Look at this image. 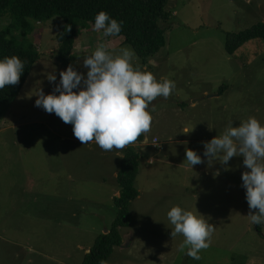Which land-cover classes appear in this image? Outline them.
<instances>
[{
    "label": "rangeland",
    "instance_id": "rangeland-1",
    "mask_svg": "<svg viewBox=\"0 0 264 264\" xmlns=\"http://www.w3.org/2000/svg\"><path fill=\"white\" fill-rule=\"evenodd\" d=\"M168 8L173 16L161 24L165 47L152 59L154 64L145 65L135 53L133 66L176 84L167 99L157 97L152 106L150 136L159 135L163 148L171 136L184 138L185 143L176 145L177 154L201 148L198 154L204 163L192 170L185 156L180 169L158 162L149 168L142 164L136 181L142 198L134 201L133 227L124 236V243L130 236L129 245L116 249L106 264H264V224L253 225L247 218L250 209L241 177L248 169L243 157L222 166L218 160L208 164L203 156V142L221 134L229 123L235 127L255 117L264 124V40H252L234 55L226 51L228 34L264 23V0H170ZM10 22V13L0 14V30ZM63 26L64 21L55 17L32 21L26 36L14 33L16 40L34 45L40 60L17 100L0 107V264H59L67 256L71 264H81L87 252L78 250V243L93 246L102 234L86 230L100 228L101 219L113 222L117 216L111 218L110 204L94 202L108 193L103 195L96 181L98 146L90 144L91 153L85 149L72 153L73 125L35 106L40 90L51 94L59 73L67 69L57 61V35ZM76 30L70 65L85 75L84 59L101 44L114 56L121 48L133 49L123 37L94 31L89 22L81 21ZM52 75L57 77L55 83L49 81ZM196 100L200 101L194 104ZM185 127L189 134L183 133ZM161 153L154 158L163 160ZM72 156L75 165L69 167ZM90 160L91 169L85 165ZM66 172L77 173L80 179L90 176V181L67 185ZM62 184L67 185V193H83L93 200L84 211L78 209L81 213L70 232L56 228L61 218L70 221L66 216L70 207L64 205L61 212L59 201L52 197ZM175 205L197 209L215 226L211 244L201 250L199 260L187 256V248L180 251L182 235L171 236L174 226L167 212ZM251 211L255 214L258 209ZM30 246L32 254L27 250Z\"/></svg>",
    "mask_w": 264,
    "mask_h": 264
},
{
    "label": "clouds",
    "instance_id": "clouds-1",
    "mask_svg": "<svg viewBox=\"0 0 264 264\" xmlns=\"http://www.w3.org/2000/svg\"><path fill=\"white\" fill-rule=\"evenodd\" d=\"M122 23L100 11L95 16L93 29L102 30L105 37L117 36L122 31ZM134 58L135 51L131 48H121L114 56L101 44L83 61L86 75L69 65L59 73V83L51 94L45 95L40 90L35 106L73 125L74 136L83 145L94 141L104 151L122 150L151 130L152 102L157 97L167 99L176 88L172 80H157L152 72L134 68ZM24 72L25 62L18 56L0 59V90L18 85ZM56 79L52 75L49 81L55 83ZM184 131L189 133L187 129ZM203 148L208 164L218 160L227 166L232 158L243 157V165L248 169L241 177L250 209L247 218L253 225L264 224V124L255 117L235 127L229 123L221 134L203 142ZM185 160L192 170L204 163L201 155L190 149H186ZM257 209L253 214L251 210ZM167 218L174 226L172 238L184 237L180 251L187 248V256L201 259L200 252L210 246L215 226L197 209L193 212L180 205L171 207Z\"/></svg>",
    "mask_w": 264,
    "mask_h": 264
},
{
    "label": "trees",
    "instance_id": "trees-1",
    "mask_svg": "<svg viewBox=\"0 0 264 264\" xmlns=\"http://www.w3.org/2000/svg\"><path fill=\"white\" fill-rule=\"evenodd\" d=\"M169 2L170 0H0V14L11 15L10 24L0 30V59L15 55L25 62V72L19 84L0 90V107L17 100L35 64L40 60V54L34 45L27 40L18 41L14 35L15 32L28 35L32 21L42 22L55 17L64 21V26L57 35V61L61 67L68 68L78 36L76 26L81 21L94 25L95 16L100 11L107 12L112 18L123 22L122 31L117 36L123 37L124 43L130 45L142 62L148 65L166 45V31L161 24L168 22L173 16L168 8ZM256 39L264 40L263 22L239 33L228 34L226 51L234 55L241 46ZM0 116L3 117L2 113ZM144 139L145 136L142 135L137 142L126 148L116 179L121 192L120 197L114 199L116 219L107 233L96 238L82 264H100L101 261L107 263L114 251L125 244V231L131 228L132 223L130 207L140 196L136 187L140 155L133 144L141 143Z\"/></svg>",
    "mask_w": 264,
    "mask_h": 264
},
{
    "label": "crops",
    "instance_id": "crops-1",
    "mask_svg": "<svg viewBox=\"0 0 264 264\" xmlns=\"http://www.w3.org/2000/svg\"><path fill=\"white\" fill-rule=\"evenodd\" d=\"M152 64H154L153 60L150 61ZM220 95L218 96H214L215 98H218ZM163 99V97H162ZM200 101V100H199ZM198 100H196L194 102V104H196L197 102H199ZM156 100L152 102V105H150V107L154 106L156 104ZM181 105V104H180ZM181 109V108H180ZM179 109V110H180ZM187 129L188 132L190 133V130L188 127H185L183 129V133L187 134L184 130ZM188 133V134H189ZM145 139L143 142L141 143H135L133 144V147L136 148V150L138 151L139 155H140V165H139V171H142V164H145L146 168H149L150 166H154L155 162H158L159 164L164 163L165 165H171L174 168L180 169L184 167V157L186 156V153H178L175 151L176 150V145L177 144H182L185 143L186 140L179 139V138H174L173 136L168 138V145L165 146V148H161V150H158V148L155 147L154 144V140L158 139L160 144H161V138L159 137V135H152L150 136L149 132L144 134ZM70 140L72 141V147H71V151L72 153H79L80 150L85 149V153H91V147L90 144H94L96 145V143L90 142L87 144H82L78 138H76L75 136H71ZM200 140H203V138H200ZM192 141V140H191ZM167 144V143H166ZM98 146V145H97ZM127 146L122 149V150H116L113 149L112 151H104L102 150L99 146H98V150H97V158H99V163L95 164V175L97 174V172L99 173L98 179L96 181H98V185H100V187L103 190V195L107 193L106 196H103L101 200L97 201L94 200V202H97L100 206H104L106 203L110 204V209H111V218L115 217V205H114V199L115 198H119L121 195L120 189L117 187L116 184V179L118 178V174H119V169L122 163L123 158L125 157V151H126ZM159 152L163 155V160H157L154 158V155H158ZM201 152L202 154V149L199 148L197 151ZM180 155L177 156V155ZM74 157L72 156L70 163H69V167L74 164ZM89 169L92 168V164H91V160H90V165L85 164ZM99 166V167H97ZM148 172V171H147ZM86 179V180H85ZM78 181V185H82L83 183H88V181H90V176L83 178L77 174V173H72V172H66L65 173V179L64 182L67 183V185H73L75 187V185L77 184ZM67 185L66 184H62L61 187L57 190L56 194L53 195L52 197L54 198V200L59 201L60 203V211L61 212H65L64 210V205L67 207V212H66V216L67 218L70 219V221L67 223L66 218H61L60 221L58 222L56 228L59 229L60 231H64V232H70L74 229V225L77 221V217H78V213H81L78 209L82 207V210L84 211L85 207L90 206L91 205V201L92 198L91 196H88L87 198L83 195V193L79 194L77 193V195L73 192V191H69L67 193ZM78 187V186H77ZM137 187V186H136ZM79 189H81V187H78ZM138 188V187H137ZM139 192H140V196L138 199H141L142 197V191L140 188H138ZM91 199V201H90ZM90 203V205H89ZM136 202L132 203L130 210H131V220H132V215L135 214L134 210V206H135ZM156 205H153L150 207V211L154 210ZM148 209V213L150 212ZM103 222L99 227L95 226L92 228L87 229V232H100V233H107L109 230L110 225L112 224V222H108V220L105 222L104 219H101ZM111 221V220H110ZM133 223L134 220H132L131 226L133 227ZM132 228L126 230V231H131ZM78 231H82V230H78ZM128 234V233H127ZM130 238V236L128 238H126V243L125 246L123 245L121 249H123V247H126L129 245L128 239ZM92 244L86 245V244H81L78 243V245L76 246V248L80 251H83L84 253H89ZM75 249V246L74 248ZM30 253L32 251V246H30L27 249ZM32 254V253H31ZM70 256H67V260L65 261H58L59 264H71L70 260H69ZM74 264H76V262H74ZM82 264V263H81Z\"/></svg>",
    "mask_w": 264,
    "mask_h": 264
},
{
    "label": "built area",
    "instance_id": "built-area-1",
    "mask_svg": "<svg viewBox=\"0 0 264 264\" xmlns=\"http://www.w3.org/2000/svg\"><path fill=\"white\" fill-rule=\"evenodd\" d=\"M154 144H155V147L156 148L161 149V146H160V143H159V140L158 139H155L154 140Z\"/></svg>",
    "mask_w": 264,
    "mask_h": 264
},
{
    "label": "water",
    "instance_id": "water-1",
    "mask_svg": "<svg viewBox=\"0 0 264 264\" xmlns=\"http://www.w3.org/2000/svg\"><path fill=\"white\" fill-rule=\"evenodd\" d=\"M90 252V251H89Z\"/></svg>",
    "mask_w": 264,
    "mask_h": 264
}]
</instances>
